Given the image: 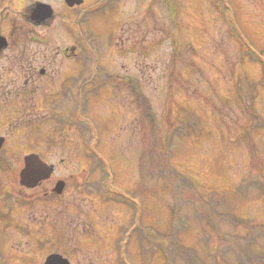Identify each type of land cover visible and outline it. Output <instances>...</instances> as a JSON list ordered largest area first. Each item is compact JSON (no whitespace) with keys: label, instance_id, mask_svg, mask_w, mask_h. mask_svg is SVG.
Instances as JSON below:
<instances>
[{"label":"rangeland","instance_id":"374dc122","mask_svg":"<svg viewBox=\"0 0 264 264\" xmlns=\"http://www.w3.org/2000/svg\"><path fill=\"white\" fill-rule=\"evenodd\" d=\"M77 8L79 11L54 2L50 30L38 29L45 33L47 43L36 44L33 50L52 57V64L48 76L37 84L33 107L18 114L17 102H11L6 108L9 116L1 119L8 105L0 106V134H8L6 145H2L7 162L0 167V257L9 264H25L23 260L43 264L48 254L58 253L71 264H117L113 244L119 235L117 227L127 223L131 211L120 203L89 199L80 190L84 183L99 178L98 171L90 173L91 162L77 146L81 143L77 131L67 126L63 136L60 131L55 134L57 124L51 118L55 111L71 108L73 96L63 99L58 89L62 82L77 76L91 81L85 88L98 87L97 94L86 96V117L95 120L102 131L98 149L113 166L118 188L144 186L149 194L161 185L158 182L156 186L146 175L150 166L144 154L151 145L148 120L142 118L133 94L118 89L123 77H131L138 79L156 116L158 139L170 125L180 128L175 117L186 114L183 108L204 121L201 136L173 139L175 168L192 178L201 191L219 192L226 201L223 211L264 224V199L258 190L251 188L246 198L232 193L252 175L253 163L261 164L258 173L264 174V127L253 132L257 148L253 157L248 140L242 137L252 121L234 105L231 93L239 76L250 82L262 76L260 66L249 57L264 64V0H84ZM240 47L245 48L244 58ZM71 48L77 56L63 57L62 51ZM7 61L0 64L8 65ZM98 67L117 79L110 83L96 75ZM2 80L0 99L12 101L8 96L17 93L15 86L20 87L16 76L5 75ZM77 85H70L71 92ZM254 110L264 119V89L255 97ZM31 123L36 132L27 131L26 125ZM48 136L53 137L52 142L47 141ZM33 151L48 165H55V171L37 188L26 190L19 173L24 155ZM64 181L63 197L44 204L40 198L50 196L54 186ZM157 192L156 198L139 199L149 210V219L144 215V220L165 230L172 199L168 193ZM24 200L31 206L26 208ZM221 227L225 232L235 231L228 221ZM203 231L197 225L183 236L185 245L195 247L202 257L217 243L212 236L205 246ZM245 231L239 228L237 232ZM61 232L65 238L57 242ZM40 241L44 245L37 244ZM261 242L264 244V239ZM131 252L130 264H164L159 256L141 261L137 252ZM227 259L235 264L233 255Z\"/></svg>","mask_w":264,"mask_h":264},{"label":"trees","instance_id":"16d2710c","mask_svg":"<svg viewBox=\"0 0 264 264\" xmlns=\"http://www.w3.org/2000/svg\"><path fill=\"white\" fill-rule=\"evenodd\" d=\"M78 16L80 15L78 14ZM80 21L81 18L78 19V25ZM240 48L241 55L244 58L245 48ZM249 60L260 66L262 76L257 82H250L247 77L239 76L233 83L231 93L234 94V97L232 96L234 105L241 109L243 113H246L252 121L250 128L244 129L242 137L248 140L247 144L254 157L257 148L252 135L254 131L264 127V119L259 112L254 110L255 97L259 93V89H264V64L259 59L254 60L251 56ZM102 69L96 68V75L103 77L104 80H108L110 83L117 79L108 70L104 69L105 71H103ZM123 78L118 89L120 91H130L133 94L134 102L140 108L142 118L145 121L148 120L149 123L148 133L151 136V145L148 154L145 153L144 156L148 159L150 169H147L146 175L150 180L155 181L156 186L158 182L161 183L156 189L150 190L149 194L146 193L148 188L144 186L123 190L115 184L116 174L113 171V166L98 149L103 142L102 131L99 130L100 127L96 125L95 120L86 117L89 105L86 96L91 92L97 94L98 87L96 85L95 88H85L91 84V81L85 77L68 80L71 86H75L81 81L75 92L70 90L74 103L67 110L66 117L63 115L62 117L60 115L54 117V122L57 124L55 134L60 131V135L63 136L65 124L73 131L76 130L77 133L75 131L74 133L79 136L81 142L77 146L83 152L84 158L91 162L90 173L93 174L98 171L99 178L90 183H84L80 190L89 199L93 197L102 204L120 203L131 211L127 223L117 227L119 235L113 243L117 264H130L129 257L133 254L131 250L137 252L136 254H138L141 261L159 256L163 259L164 264H230L227 259L230 255L234 256L235 264H264V244L261 242L264 239V224H253L251 220L238 216L233 211H223L221 208L226 201L219 192L201 191L192 178L177 170L172 163V159L176 155L171 150L173 139L175 137L180 138L181 135L188 138L192 137V134L196 137L201 136L204 128L202 126L204 121L201 117L193 111L183 108L182 110H186V114L175 117L180 128L177 125H170V128L168 127L165 131L164 137L158 139L156 133L159 127L156 116L147 98L142 93L138 79ZM64 92L66 91L64 90ZM55 134L54 138L48 136L47 141L52 142L51 138H53L55 142ZM5 153L0 154V167L2 168L5 167L7 162ZM256 158H253L254 161H257ZM259 166L261 164L258 163L251 165L252 175L243 179L241 184L235 187L232 192L234 196L246 198L249 196L251 188H255L264 199V179L261 178V175L264 174L261 170L258 173ZM157 190L163 194L168 193L172 199V204L167 206L169 208V218L165 230L150 224V220H144V215L148 217L149 210H145L142 199H139L141 196L143 199L148 196L156 198L159 194ZM52 197L54 199L55 195ZM189 207L191 208L190 211ZM223 221L232 224L235 231H223L221 227ZM197 225L202 226L205 230L202 238L205 246L209 245L212 236L217 240L214 248L210 251L207 250L204 257L197 252L195 247L187 246L183 242V236ZM239 228H245L246 231L243 234L239 233L237 232ZM63 233L61 232L58 236L57 242L64 240L65 234ZM131 242H133L134 249ZM38 244L44 245L41 241ZM29 262L25 260L24 263L28 264ZM0 264H5L2 257H0ZM131 264L133 263L131 262Z\"/></svg>","mask_w":264,"mask_h":264},{"label":"flooded vegetation","instance_id":"af4514ba","mask_svg":"<svg viewBox=\"0 0 264 264\" xmlns=\"http://www.w3.org/2000/svg\"><path fill=\"white\" fill-rule=\"evenodd\" d=\"M54 2H58L62 7L66 6L64 0H0V63L8 59V65L0 64V87L5 82L2 80L5 75H8V78L16 76L15 83L20 86L13 89L17 93L8 96L12 101L0 99V106L8 105L1 113V119L9 116L6 108L10 107L11 102H17L18 114L22 113V109L32 108L38 94L37 84L48 76L52 57L46 53L38 55L33 46L47 43L45 33L38 32V29L50 30L54 13L48 18L42 13L52 11ZM44 49L47 52L46 46ZM62 56H67L65 50L62 51ZM19 80L22 81L18 83ZM19 118L20 116H16V119ZM19 129L20 127H17V133ZM0 137L4 138L3 146L6 145L8 134H0ZM1 149L3 150L0 152L6 151L5 148Z\"/></svg>","mask_w":264,"mask_h":264},{"label":"water","instance_id":"95a60500","mask_svg":"<svg viewBox=\"0 0 264 264\" xmlns=\"http://www.w3.org/2000/svg\"><path fill=\"white\" fill-rule=\"evenodd\" d=\"M69 7L80 5L82 0H65ZM44 14V13H42ZM46 14L44 15V17ZM2 140L0 141L1 145ZM53 173V167L43 164L36 155H29L24 159V168L20 172V184L28 189H33L42 181L48 180ZM65 183L58 182L53 190L55 194L60 195L64 189ZM45 264H69L67 259L60 255H50Z\"/></svg>","mask_w":264,"mask_h":264}]
</instances>
